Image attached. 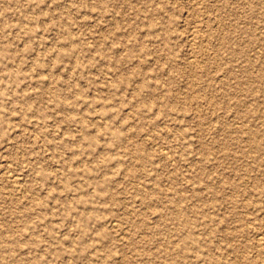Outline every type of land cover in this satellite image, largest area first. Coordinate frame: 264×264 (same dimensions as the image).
I'll return each instance as SVG.
<instances>
[{
    "label": "rangeland",
    "instance_id": "rangeland-1",
    "mask_svg": "<svg viewBox=\"0 0 264 264\" xmlns=\"http://www.w3.org/2000/svg\"><path fill=\"white\" fill-rule=\"evenodd\" d=\"M262 232L264 0H0V264H242Z\"/></svg>",
    "mask_w": 264,
    "mask_h": 264
},
{
    "label": "bare ground",
    "instance_id": "bare-ground-1",
    "mask_svg": "<svg viewBox=\"0 0 264 264\" xmlns=\"http://www.w3.org/2000/svg\"><path fill=\"white\" fill-rule=\"evenodd\" d=\"M200 28V27H199ZM204 28V27H203ZM202 29V28H201ZM203 30V29H202ZM198 31V30H197ZM191 32V31H190ZM197 33V32H196ZM195 33V34H196ZM197 35H194V39L196 38ZM191 38V37H190ZM193 39V40H194ZM192 40V41H193ZM199 45V44H198ZM192 46V45H191ZM194 48V47H193ZM257 132H252L251 133V137H253V139H257ZM166 154V153H165ZM167 158V157H166ZM165 159V158H164ZM17 177V176H16ZM18 178V177H17ZM15 179V178H14ZM19 179V178H18ZM18 181V180H17ZM15 186V185H14ZM247 202V201H246ZM248 207V206H247ZM175 211V210H174ZM176 212H178L177 214L182 215L184 213V210L181 209L179 206L176 208ZM175 213V218L178 219V215ZM183 216V215H182ZM186 217V216H185ZM184 225L185 226H190V222L189 220H183ZM185 228V227H184ZM183 228V230H184ZM263 228V227H262ZM254 229V228H253ZM256 229V228H255ZM182 230V231H183ZM257 230V229H256ZM258 230H261L258 229ZM263 230V229H262ZM254 231V230H253ZM180 232V231H179ZM258 232V231H257ZM187 233V232H186ZM254 237V236H253ZM184 240L182 244H180L179 250L183 253V254H187L188 252L191 251V247H196V245L198 246L200 241H199V237L192 231L188 232L187 235L183 238ZM250 240V239H249ZM249 241L244 244L243 243V247H234V250L236 251L235 253H240V260L242 262V264H264V233H257L254 241L250 244ZM240 245V244H239ZM242 245V244H241ZM181 253V254H182ZM180 254V255H181ZM227 254V253H226ZM215 255V254H214ZM214 255H212L213 257L210 259V264H224V261L222 262V259H219V257L217 256L214 257ZM237 255V254H236ZM183 256V255H182ZM181 257V256H180ZM235 258V257H234ZM238 259V258H236ZM235 262V261H234ZM239 262V260H238ZM240 262V263H241ZM237 263V262H235ZM238 264V263H237Z\"/></svg>",
    "mask_w": 264,
    "mask_h": 264
}]
</instances>
